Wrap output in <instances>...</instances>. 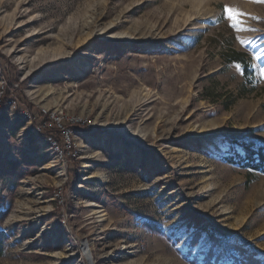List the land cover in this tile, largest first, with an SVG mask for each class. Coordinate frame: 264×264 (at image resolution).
Returning <instances> with one entry per match:
<instances>
[{
	"label": "rangeland",
	"instance_id": "374dc122",
	"mask_svg": "<svg viewBox=\"0 0 264 264\" xmlns=\"http://www.w3.org/2000/svg\"><path fill=\"white\" fill-rule=\"evenodd\" d=\"M258 53L252 0H0V264H192L208 231L264 264V173L217 156L264 142Z\"/></svg>",
	"mask_w": 264,
	"mask_h": 264
},
{
	"label": "trees",
	"instance_id": "16d2710c",
	"mask_svg": "<svg viewBox=\"0 0 264 264\" xmlns=\"http://www.w3.org/2000/svg\"><path fill=\"white\" fill-rule=\"evenodd\" d=\"M228 49L223 52L224 62L226 64L234 63L236 65H240L242 74L245 78H250V59L246 57L245 53L241 50L235 49L232 46L231 42L227 43ZM6 106L5 99H2L0 115L3 111V108ZM222 142L226 144V149L223 154H217L218 158L223 161L235 164L240 167H245L248 170L260 171L264 173V142L263 141H255L253 139H247L243 136H222ZM10 169H17L18 167L10 162L7 164ZM6 210L0 209V219L5 215ZM192 216V215H191ZM201 219L197 217H193L191 221L193 224H201ZM153 228V225H151ZM155 228V227H154ZM208 235L211 239L212 245L209 246L208 250L203 253L202 257L194 256L190 258L192 254L191 248L186 252V258L192 264H217L218 261L223 256L228 257L231 264H259V258L255 257L254 253L248 251L246 248L241 247L240 245H231L233 250H230L229 247L225 249L223 252H218V254L214 253L213 244H215V235L212 232L208 231ZM7 234L0 227V256L4 253L5 248L7 246Z\"/></svg>",
	"mask_w": 264,
	"mask_h": 264
},
{
	"label": "snow or ice",
	"instance_id": "6c2138e0",
	"mask_svg": "<svg viewBox=\"0 0 264 264\" xmlns=\"http://www.w3.org/2000/svg\"><path fill=\"white\" fill-rule=\"evenodd\" d=\"M254 3H264V0H252ZM222 11L224 15L220 17L221 20L227 19L230 22V26L237 30V31H245L248 30L246 26H244V22L242 19H240L243 16H246L247 13L241 12L238 8L235 7H228L223 6ZM253 31H258L253 29ZM264 55V53H258L257 58L259 56ZM240 65H237V69H240ZM261 75H264V69L261 71ZM228 264H231V262H228Z\"/></svg>",
	"mask_w": 264,
	"mask_h": 264
},
{
	"label": "built area",
	"instance_id": "2783aa9c",
	"mask_svg": "<svg viewBox=\"0 0 264 264\" xmlns=\"http://www.w3.org/2000/svg\"><path fill=\"white\" fill-rule=\"evenodd\" d=\"M53 116H54V115H53ZM53 116H52V117H53ZM53 118H54V117H53ZM55 118L57 119V121H55V122L57 123V125H59V126L62 127V128H65L64 125L61 124V122H60V120H59V117H55ZM70 121H71V122H79V123L84 124V121H83V120H81V119H77V118H71ZM67 133H68V129L66 128V135H65V139H66V140H65V141H67V142L69 143V139H68V135H67ZM48 138H49V141L52 143V145H53L55 151L59 154V156L64 155V146H65V145H59V144L56 142V140L52 138V136H49ZM68 143H67V144H68Z\"/></svg>",
	"mask_w": 264,
	"mask_h": 264
},
{
	"label": "water",
	"instance_id": "95a60500",
	"mask_svg": "<svg viewBox=\"0 0 264 264\" xmlns=\"http://www.w3.org/2000/svg\"><path fill=\"white\" fill-rule=\"evenodd\" d=\"M90 263H91V264H94V263L92 262V260H91V259H90Z\"/></svg>",
	"mask_w": 264,
	"mask_h": 264
},
{
	"label": "bare ground",
	"instance_id": "6f19581e",
	"mask_svg": "<svg viewBox=\"0 0 264 264\" xmlns=\"http://www.w3.org/2000/svg\"><path fill=\"white\" fill-rule=\"evenodd\" d=\"M88 260H90V259L88 258Z\"/></svg>",
	"mask_w": 264,
	"mask_h": 264
}]
</instances>
